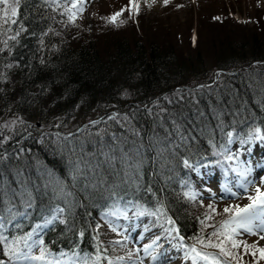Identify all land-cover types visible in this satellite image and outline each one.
I'll use <instances>...</instances> for the list:
<instances>
[{
  "label": "trees",
  "instance_id": "16d2710c",
  "mask_svg": "<svg viewBox=\"0 0 264 264\" xmlns=\"http://www.w3.org/2000/svg\"><path fill=\"white\" fill-rule=\"evenodd\" d=\"M215 7L169 23L128 5L116 23L89 30L45 0H21L19 23L0 28V231L9 243L32 233L49 259L94 264L102 255L108 264L123 243L98 227L118 207L145 212L147 226L171 219L165 231L178 229L183 245L219 255L196 238L218 228L230 205L192 193L211 192L198 176L205 165L239 179L243 153L252 161L264 139V20L242 14L263 30L237 38L230 1ZM228 25L221 36L213 29ZM79 118L82 126L63 131ZM39 224L47 225L36 234ZM227 247L234 255L220 258L230 264H264L259 251Z\"/></svg>",
  "mask_w": 264,
  "mask_h": 264
},
{
  "label": "rangeland",
  "instance_id": "374dc122",
  "mask_svg": "<svg viewBox=\"0 0 264 264\" xmlns=\"http://www.w3.org/2000/svg\"><path fill=\"white\" fill-rule=\"evenodd\" d=\"M221 1H230V6L232 5L235 10L236 19L240 21L235 29V36L237 38L246 36L249 33L251 35L254 32L261 34L263 28H253L254 24L252 22L254 23L255 21L253 19H247L246 16L250 13L252 14L251 18H253V14L256 13L260 16L261 20H264V0H169L167 5L163 3V0H157L151 7L148 6L151 0H136L139 8L144 10L145 17L155 15L154 17L158 16L161 19L168 20L169 23L176 21L185 23L188 18L193 22L194 20L191 19L193 16L190 13L194 14L198 8L204 10L203 8H207L210 4H214L217 7ZM128 5L131 6L130 0H87L85 11L78 19L80 21L84 20L89 30H96L102 23H109L107 18L111 17L114 13L121 12ZM210 9L207 8V10ZM207 10H204V13L207 15L212 12L210 10L208 13ZM248 18H250L249 15ZM213 29L220 31L219 34L221 36L227 33L225 29H232V27L228 25L224 28ZM205 57L207 58L206 63H211V58L208 55ZM207 67H210V65H207ZM214 81L211 84H214ZM204 85L206 86L207 84L205 83ZM86 119L89 120L90 118L86 117ZM84 122L85 120L83 118L67 119L66 122L63 121L65 125H63L62 129L64 132L69 133L73 129L82 126ZM260 145L252 161L248 160L246 152L243 153L244 165L250 164V170L246 171L245 174L243 170L242 176L239 179L233 180V177L227 178L226 176L218 175L217 167L213 164H209L203 168L200 171V175L198 171V176L204 179L202 182L213 184L211 192L197 187L192 193V196L197 199L211 198L217 207H221L224 204H239L241 206L248 204L249 200L247 197L249 195H255L254 189L256 187L259 186L264 191V139ZM227 189H231V192L227 191ZM232 193H237V195L234 196ZM212 205L216 206L214 204ZM113 211L116 215L105 216L103 214L101 216L103 220L98 227V231H108L110 237L117 238L123 243L121 249L123 250L122 254L124 253L122 256L124 260L118 262V264H139L140 259H143V264H193L191 259L186 260L184 258V253L187 251V248L179 247V245H183L180 237L165 231L167 221L160 226H147L148 220L150 219L149 215H134L126 210H120L118 207H114ZM125 214L127 218H125ZM39 225L40 227L37 228L36 234L44 229L47 224ZM112 227H116L117 231H112ZM145 229H148V231H145ZM125 236L128 237L127 240L124 239ZM156 236H159L160 239L157 245L154 246V251L150 249V251H153V255L156 256V259L153 260L152 257L145 255L143 247L145 244H151ZM235 238L239 244L244 246L246 244L248 246H254L255 248L264 247V240H260L259 235H252L243 230ZM33 240H36V238L34 237ZM107 245L108 249L111 250L117 244L114 243V240H110ZM137 249H139L138 252L136 251ZM130 251L133 255L129 258L128 253ZM59 262L60 264H74V261L70 257H64ZM16 264H28V262L19 260ZM199 264H206V262L199 261ZM226 264L230 263L226 262Z\"/></svg>",
  "mask_w": 264,
  "mask_h": 264
},
{
  "label": "snow or ice",
  "instance_id": "6c2138e0",
  "mask_svg": "<svg viewBox=\"0 0 264 264\" xmlns=\"http://www.w3.org/2000/svg\"><path fill=\"white\" fill-rule=\"evenodd\" d=\"M46 3L51 5H55L58 8H63L62 15L67 16V20L71 24H75L77 18L81 16V14L85 11V5L87 4V0H67L65 3H61V0H45ZM157 0H151L149 3V7L155 4ZM163 3L167 5L169 0H163ZM21 0H0V28L4 25H17L19 23V8H20ZM130 4L133 9L138 13L139 4L136 0H130ZM123 9L121 12L114 13L111 17L107 18L109 22L116 23L117 18L122 15ZM215 19H220L216 17ZM119 23L123 24L125 21L121 20ZM10 30V29H5ZM24 27L21 24L19 27V31L16 32L15 35L9 37V39L15 41L20 34V31H24ZM51 31V29H50ZM3 44L5 48L11 51V48L8 45V40H4ZM3 49H0L2 51ZM43 63V61H41ZM7 67L11 68L12 65H7ZM2 90V89H0ZM114 118V117H110ZM97 123V122H93ZM257 132L260 130L257 129ZM231 136V133H229ZM184 164L188 166V162L184 161ZM138 167V166H137ZM147 191L151 192L152 189L149 188ZM227 191L231 192V189H227ZM255 195H249L247 199L250 203L241 206L239 204L230 205L223 209V212L228 214V218L222 220L220 222V226L215 228L213 225H209L210 227H214V231H212L207 238H196V243L202 245L204 248L209 249H219V255L199 250L195 245L188 247L186 245H179V247H186L187 251L184 253V258L191 259L193 264H199V261H205L206 264H226V260H221L222 257H231L234 253L227 247V245H231V248H238L240 244L235 239L243 230L246 233L252 235H259L260 240H264V191L261 190V187H256L254 189ZM232 195H237V193H232ZM211 207V206H209ZM163 206H161V209ZM11 211V209H9ZM59 211L63 212V209ZM215 212V209H212ZM105 216L116 215L115 212L104 213ZM138 215L143 216L145 212L141 211ZM151 215H156V213H151ZM125 218L127 215L125 214ZM55 219V217H53ZM206 219H212V216H206ZM0 221H3V217H0ZM62 223H66V221H61ZM51 223V221H48ZM168 224H174V221L171 219L167 220ZM203 224V221H201ZM111 226V225H110ZM40 225H37L39 228ZM4 228V223L0 222V229ZM112 231H117L116 227H112ZM148 231V229H145ZM169 233L172 231L178 232V229L171 228L167 230ZM80 235L83 236V231L80 232ZM213 238H216L215 241ZM125 240L128 239L127 236L124 237ZM160 237L156 236L155 239L152 240L151 244H145L143 247L144 253L146 256L152 257L153 260L156 259V256L153 255L154 246L157 245ZM184 237H180V240H183ZM31 241V243H29ZM119 243V241L117 242ZM0 245L3 246V254L8 257V260H0V264H9V261H18L23 260L28 262V264H60L58 260L49 259V257L53 256L50 249L45 245V242L42 239L33 240V234L28 233L24 237H15L9 243V237L5 236L2 231H0ZM23 245V247H21ZM36 248L37 252H34L33 249ZM245 248L252 251V254L255 255L256 251H259L260 258L264 259V247L255 248L254 246H248L245 244ZM152 249L153 251H150ZM106 251V250H105ZM137 252L139 249L136 250ZM63 255V254H62ZM133 255L130 251L128 253L129 258ZM102 255L96 256V261L94 264H99V261L103 259ZM124 257H116L115 261L112 259L108 260V264H118V262L123 261ZM84 264H88L87 261ZM139 264H143V259L139 260Z\"/></svg>",
  "mask_w": 264,
  "mask_h": 264
}]
</instances>
